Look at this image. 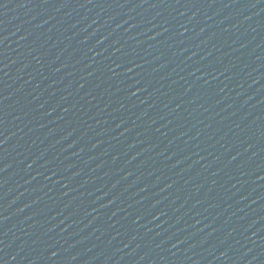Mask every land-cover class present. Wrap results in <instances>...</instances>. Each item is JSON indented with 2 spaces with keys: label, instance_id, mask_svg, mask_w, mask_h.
<instances>
[{
  "label": "water",
  "instance_id": "95a60500",
  "mask_svg": "<svg viewBox=\"0 0 264 264\" xmlns=\"http://www.w3.org/2000/svg\"><path fill=\"white\" fill-rule=\"evenodd\" d=\"M0 264H264V0H0Z\"/></svg>",
  "mask_w": 264,
  "mask_h": 264
}]
</instances>
